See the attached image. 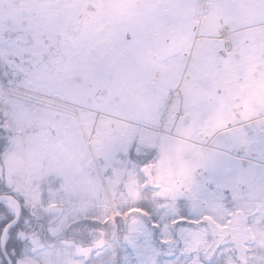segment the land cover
I'll list each match as a JSON object with an SVG mask.
<instances>
[{"label":"snow or ice","instance_id":"1","mask_svg":"<svg viewBox=\"0 0 264 264\" xmlns=\"http://www.w3.org/2000/svg\"><path fill=\"white\" fill-rule=\"evenodd\" d=\"M253 92L264 0H0V264H264Z\"/></svg>","mask_w":264,"mask_h":264},{"label":"flooded vegetation","instance_id":"2","mask_svg":"<svg viewBox=\"0 0 264 264\" xmlns=\"http://www.w3.org/2000/svg\"><path fill=\"white\" fill-rule=\"evenodd\" d=\"M11 11V9H10ZM243 105V111L242 116L246 119L248 116L253 115V109L252 105L254 104H261L264 103V93H256L253 92L249 95H247L243 100L240 102ZM236 107H239V105H236ZM228 121L225 119H220L217 121V127H222L223 124L227 123ZM185 141H180V144H184ZM50 154V157H57L54 155L55 150H47ZM58 153V152H57ZM176 158L178 160V167L175 171V173H170L167 169H163L158 171L157 173V182L160 184V192L159 195H168L171 194L178 185V182H183L185 179L190 178L191 171L194 169V162L189 160H184L180 152L178 151L176 153ZM0 160H3V162L6 165L5 157H0ZM259 171V170H258Z\"/></svg>","mask_w":264,"mask_h":264},{"label":"rangeland","instance_id":"3","mask_svg":"<svg viewBox=\"0 0 264 264\" xmlns=\"http://www.w3.org/2000/svg\"><path fill=\"white\" fill-rule=\"evenodd\" d=\"M54 155L57 156L58 153L55 152ZM54 159L55 157H50L47 150L42 151L38 155L29 156L22 148L18 149L14 146L13 149L10 150L9 155L5 157V162L10 171L15 172L22 177L31 168Z\"/></svg>","mask_w":264,"mask_h":264}]
</instances>
